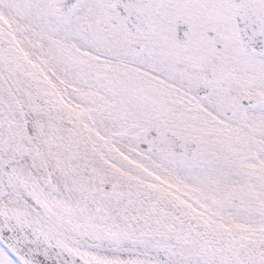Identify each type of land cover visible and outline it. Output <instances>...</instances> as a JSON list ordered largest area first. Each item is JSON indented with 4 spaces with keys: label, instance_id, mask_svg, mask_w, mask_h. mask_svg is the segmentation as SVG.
<instances>
[{
    "label": "snow or ice",
    "instance_id": "1",
    "mask_svg": "<svg viewBox=\"0 0 264 264\" xmlns=\"http://www.w3.org/2000/svg\"><path fill=\"white\" fill-rule=\"evenodd\" d=\"M0 264H264V0H0Z\"/></svg>",
    "mask_w": 264,
    "mask_h": 264
}]
</instances>
